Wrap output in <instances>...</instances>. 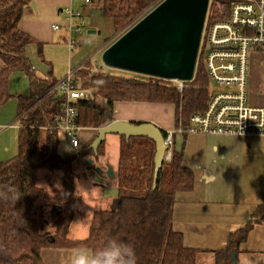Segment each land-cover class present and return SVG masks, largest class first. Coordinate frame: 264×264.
I'll return each mask as SVG.
<instances>
[{"label":"trees","instance_id":"16d2710c","mask_svg":"<svg viewBox=\"0 0 264 264\" xmlns=\"http://www.w3.org/2000/svg\"><path fill=\"white\" fill-rule=\"evenodd\" d=\"M34 1L0 0V59L3 63L0 106L11 98L8 80L12 72L26 73L31 91L29 97L19 98V152L0 163V264H42L41 254L45 249L95 251L111 238L132 245L136 264H198L199 251L187 248L183 235L173 229L176 196L194 189V173L184 166L183 154L174 149L172 160L163 163L154 186L156 145L147 137L126 139L121 136L118 206L96 212L85 239L69 238L70 226L80 213L75 190L79 175L74 169L76 156L62 157L57 153L58 131L54 120L62 112L65 97L54 89L57 81L50 76L45 79L37 76L27 56V47L35 40L19 27L24 9ZM156 3L158 0H101L104 16L115 21L118 32L129 28ZM225 13L228 6L224 0H211L207 24L225 19ZM75 74L78 75L74 80L77 89H95L106 100L76 103L81 128L99 129L113 122L116 102L173 104L177 125H187L194 114L206 111L211 98L201 55L195 77L183 83V92L178 91L175 82L124 71L118 75L81 68ZM162 132L166 138L167 132ZM43 134L45 148L41 154L39 141ZM104 143L97 154L92 144L78 154L88 152L84 156L101 157ZM40 170L62 173V194L59 204L53 205L54 235L43 230L38 218L37 203L47 196L37 185ZM263 221L264 207H260L246 225L231 233L226 248L214 253L215 264H238L234 255L255 224Z\"/></svg>","mask_w":264,"mask_h":264},{"label":"crops","instance_id":"0c3cea01","mask_svg":"<svg viewBox=\"0 0 264 264\" xmlns=\"http://www.w3.org/2000/svg\"><path fill=\"white\" fill-rule=\"evenodd\" d=\"M34 4L35 6L31 4L24 9L19 27L35 40L34 45L27 47V56L35 71L36 69L46 71L41 64V59L43 62L45 60L44 46H54L57 39L65 41L64 29L54 31L53 25L62 23L64 9L72 7L84 13L85 7L76 0H35ZM92 31L88 29L89 34H92ZM255 64L260 65V63ZM2 67L3 63L0 61V71ZM51 73L48 72L50 75ZM249 102L252 106L264 107L263 79L261 81L255 79L249 83ZM2 107L0 106V112ZM113 117L114 121L152 123L166 132L174 131L178 127L176 106L173 104L116 102ZM13 119L14 116L9 118L8 123ZM16 121L19 122V117ZM8 123H1L0 138L6 134L5 130L12 127ZM97 135L98 129L82 128L81 148L91 145ZM121 143V136L115 134L107 136L103 155L99 159L90 158L94 160L96 167L103 170L102 179L105 182L97 183L96 174L86 166L95 177L87 181L84 178L77 180L75 184L77 197H80L84 191L98 188L100 196L111 201L112 208L116 207L117 198L107 196L106 191L118 190ZM4 145L5 140L0 139V163L4 162L3 154L9 151L8 145L6 150H2ZM174 149L183 154L184 166L194 173L195 186L190 192L177 194L173 229L183 235L187 248L199 251L198 264H215L214 253L226 248L231 233L246 225L253 213L258 208L264 207V136L177 134ZM79 184L81 190L77 191ZM54 208L53 206L49 209L47 222L54 218ZM79 218L81 213L70 226L69 238L72 240L85 239L89 234L85 231L80 234L83 236H72V226ZM42 228L45 231V226ZM73 250L76 249H45L41 254L42 264H60L61 258L66 257ZM236 256L238 264H264V221L255 224L250 230Z\"/></svg>","mask_w":264,"mask_h":264},{"label":"built area","instance_id":"2783aa9c","mask_svg":"<svg viewBox=\"0 0 264 264\" xmlns=\"http://www.w3.org/2000/svg\"><path fill=\"white\" fill-rule=\"evenodd\" d=\"M85 7L89 0H77ZM162 1V0H161ZM227 16L204 27L199 56L211 86V98L206 111L196 113L187 125L180 123L176 130L167 132L164 139V162H170L175 136H264V107L249 102L250 70L252 63L264 67V0H224ZM62 23L53 25L54 31L65 29V41L71 52L80 47L78 38L87 27L82 10L68 7L63 11ZM203 42L205 46L203 47ZM176 83L183 92L184 82ZM64 95L62 112L55 118V129L66 134L77 154L81 150L78 125L79 101L97 100L95 89H77L72 74L54 88ZM106 100H98V102Z\"/></svg>","mask_w":264,"mask_h":264},{"label":"water","instance_id":"95a60500","mask_svg":"<svg viewBox=\"0 0 264 264\" xmlns=\"http://www.w3.org/2000/svg\"><path fill=\"white\" fill-rule=\"evenodd\" d=\"M211 0H162L151 8L102 53L103 64L111 69L153 77L166 81L191 82L195 77L200 45ZM32 6H35L32 3ZM95 34V31H92ZM147 137L155 142L156 186L164 163L166 146L162 130L152 123L113 121L98 129L91 147L95 154L108 135ZM85 166L96 174V182L104 183L103 170L94 160ZM107 196L116 197L119 191L107 189ZM55 215V211H53ZM237 261V256L234 255Z\"/></svg>","mask_w":264,"mask_h":264},{"label":"rangeland","instance_id":"374dc122","mask_svg":"<svg viewBox=\"0 0 264 264\" xmlns=\"http://www.w3.org/2000/svg\"><path fill=\"white\" fill-rule=\"evenodd\" d=\"M89 1L90 2L87 6H85V12L83 13L87 21V27L78 38L80 47L71 52L66 41H58V39L56 40L54 46H44L45 63L42 59V63H40L46 68V71L36 69L35 72L39 78L45 79L50 76L52 80H55L59 83L72 74V79L75 80L78 76L77 74H75V72L81 68H87L91 71H100L103 73L113 72L115 74L121 75L120 72L122 71L108 68L103 64L102 53L108 46L116 41L127 30L128 27H124L118 32V25L115 23V21L107 19L104 16L101 6V0ZM77 2L79 3V1ZM160 2L161 0H158V3ZM153 6L151 8H153ZM88 29L95 31L96 33L89 34ZM63 34H65V37H68L65 29L63 30ZM204 46L205 44L203 42V47ZM260 65L252 63L250 70V82L255 81V79L259 81H261L262 79L264 80V70L262 65ZM48 72H52L51 75L48 74ZM8 82L11 98L6 104L1 105L3 107L0 112V126L1 123H8V119L13 116L14 119L10 123H8V125L12 127L5 130L4 133L6 134L2 138H0L5 140V145L2 150H6L7 145L9 147V151L3 154L5 158L4 162L15 157L19 152L17 144V133L19 132V130H17V128L20 127V124L18 121H16L19 113V98H26L31 94L29 77L28 75H26V73L21 71L12 72L9 76ZM100 99L103 100V98L97 94V101ZM3 126L4 125H2V127ZM39 145L42 154L45 148L44 134L39 141ZM57 153L62 157L76 156L74 169L79 175V178H84L85 181H87V179H93V177H95V175L92 174L84 164L87 159H90L92 157L84 156L88 152L80 155L78 153L76 154L75 150L71 148L66 134L61 131L58 132ZM93 158L99 159V157ZM36 180L37 185L39 184L38 186L43 188L47 192V196L39 200L37 203V205L39 206L37 208L38 218L40 220L41 227L45 226V232H49L51 235H54V221L51 220L47 222L46 220H49V209H51L53 205L59 204L58 199L62 194V173L58 170H40L37 173ZM43 185H46L47 187ZM57 185H59L60 188H58L59 186ZM77 187L78 190H81V184H79ZM97 189L98 188H94L89 191H84L80 197H77V206L79 208V212L81 213V218L75 220L72 226V236H83L80 234L85 233V231L89 232V225L91 224L90 222L96 212L105 209H112L111 201H108L106 200L107 198H103L102 196H100V191ZM50 196L53 197L56 203L52 202V198Z\"/></svg>","mask_w":264,"mask_h":264},{"label":"clouds","instance_id":"9594fccd","mask_svg":"<svg viewBox=\"0 0 264 264\" xmlns=\"http://www.w3.org/2000/svg\"><path fill=\"white\" fill-rule=\"evenodd\" d=\"M41 190L44 191L43 188ZM50 197L52 202L56 203L53 197ZM60 264H136V255L130 243L111 238L102 248L95 251L86 248L73 250L61 258Z\"/></svg>","mask_w":264,"mask_h":264}]
</instances>
